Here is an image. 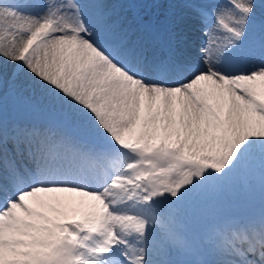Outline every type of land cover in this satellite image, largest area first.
<instances>
[{
	"label": "snow or ice",
	"instance_id": "obj_1",
	"mask_svg": "<svg viewBox=\"0 0 264 264\" xmlns=\"http://www.w3.org/2000/svg\"><path fill=\"white\" fill-rule=\"evenodd\" d=\"M168 8L0 0V264H264V0Z\"/></svg>",
	"mask_w": 264,
	"mask_h": 264
},
{
	"label": "rangeland",
	"instance_id": "obj_2",
	"mask_svg": "<svg viewBox=\"0 0 264 264\" xmlns=\"http://www.w3.org/2000/svg\"><path fill=\"white\" fill-rule=\"evenodd\" d=\"M7 3L16 2V0H5ZM79 3H90L92 0H78ZM108 5L117 6V11L120 15L127 17L128 19L139 18L144 22L155 21L161 22L165 19L166 12L170 11L169 4H182L185 0H103ZM193 4L203 3L204 0H189ZM259 2V0H258ZM179 12L180 9H175ZM195 20V17L192 18ZM201 25L198 23L195 27L196 34H201ZM193 44L188 45L190 55L197 53L199 42L197 39H193ZM9 116L21 122H27L32 120H38L39 113L34 110H30L24 104H20L13 110L11 101H9Z\"/></svg>",
	"mask_w": 264,
	"mask_h": 264
},
{
	"label": "bare ground",
	"instance_id": "obj_3",
	"mask_svg": "<svg viewBox=\"0 0 264 264\" xmlns=\"http://www.w3.org/2000/svg\"><path fill=\"white\" fill-rule=\"evenodd\" d=\"M108 4V3H107ZM186 35H187V37L189 38V44L188 45H192L193 44V39H197V41L200 43V40L202 39V35L201 34H196V32H195V35H193V33L192 32H186ZM193 57H195L196 56V53L194 54V55H192Z\"/></svg>",
	"mask_w": 264,
	"mask_h": 264
}]
</instances>
